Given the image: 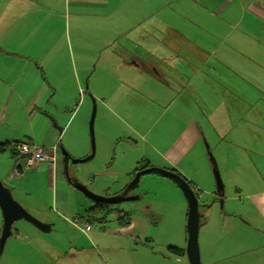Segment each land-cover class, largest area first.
Returning <instances> with one entry per match:
<instances>
[{"label":"crops","instance_id":"1","mask_svg":"<svg viewBox=\"0 0 264 264\" xmlns=\"http://www.w3.org/2000/svg\"><path fill=\"white\" fill-rule=\"evenodd\" d=\"M27 2L37 7L27 8ZM54 2L0 0V143L31 142L45 148L53 157V161L27 169L20 157L0 156V164L14 161L7 177L0 171V181L9 187L14 200L28 213L50 226L45 232L21 226L19 230L24 231L23 235L15 231L4 246L5 250L8 243L9 246L22 243L23 247L29 242L33 246L37 244L41 249L37 252L40 260L11 259L12 252L5 254L3 250L0 264H38V261L39 264H89L86 247L89 241L86 240L82 248L84 242L74 229L68 228L70 224L63 217L72 212L66 205L70 201L71 185L63 167L61 150L64 148L60 150L59 146L77 110V102L78 106H83L84 94L90 93L87 91L89 83L84 82L83 88L78 75L73 74L74 47L67 43L72 41L77 45L79 41L72 37L89 33L90 27L105 35L101 50L116 66L114 72H110L113 89L117 90V82L128 79L131 87L126 89L128 94L130 92L127 99L136 112L148 111L152 106L151 110L157 109V115L163 118L176 102L174 111L188 118L182 129L172 136L169 132L152 134L149 128L140 134L144 142L149 137L147 142L152 141L153 146L146 155L133 154L129 171L122 173L120 178L123 187L111 195L121 193L137 169L151 167L153 156L159 159L154 168L177 171L195 187L197 194L207 191L201 188L202 181L197 177L205 175L208 178L212 167L211 174L218 175L223 184L220 187L217 183L214 192V197L222 201V208L226 190L217 159L228 173L233 169L227 170L225 160L235 159L236 170L240 174L243 172L248 182L251 179L255 182L256 178L261 180V171L264 172V80L257 85L249 83L243 74L235 75L237 72L231 71L227 64L233 58L229 53L250 62L248 50L254 39L259 43L258 55L261 54L264 74V0H62L57 6ZM54 31L65 33L68 39L65 47L49 35ZM44 35H49L50 39L41 40ZM105 64L107 58L102 60L99 74L105 70L102 67ZM68 67L70 79H67ZM123 71L128 76L123 77ZM150 94L165 100L166 108H161L158 101L153 102ZM101 107L115 114L118 111L126 113L129 121L140 116L127 113L125 108L116 107L114 111L105 102ZM194 114L202 119L195 121ZM118 116L114 118L124 121ZM168 120L169 123L171 118ZM219 131H222L221 138ZM186 166L195 175L188 176ZM96 176L98 186L100 183L109 186L119 179L115 173L114 181L111 173H97ZM76 182L79 183L78 179ZM259 184L261 187V182ZM251 185L255 189L247 194L249 204L244 210V220L251 225L264 226V189ZM100 190L109 193L108 189ZM93 208L94 204L86 209V217ZM101 212L94 214L92 219ZM127 218L129 224L124 227L115 219L108 232L132 233L133 223L129 215ZM79 223L88 225L83 219ZM56 225L62 229L53 232ZM91 231L90 228L82 233L87 236ZM176 249L182 250L185 256L182 247Z\"/></svg>","mask_w":264,"mask_h":264},{"label":"rangeland","instance_id":"2","mask_svg":"<svg viewBox=\"0 0 264 264\" xmlns=\"http://www.w3.org/2000/svg\"><path fill=\"white\" fill-rule=\"evenodd\" d=\"M55 1L54 3L57 4L54 5L57 6L62 0ZM26 6L27 8L29 6L37 7L35 4L28 2ZM73 34L76 35L75 33ZM49 35L54 36L58 43H62L65 47L64 43L68 41L65 33L63 35V32L58 34L54 31ZM49 35L42 36L41 40H49ZM1 39L0 36V41ZM72 39L79 41L75 46L72 41L67 43V46L74 47L71 65L73 74L78 75L83 88H85L84 82L89 83V90L87 91L90 93L84 94L83 106L82 104L78 106L77 102L75 108L77 110L68 123V129L63 136L59 149L64 148L73 160H82L89 156L91 149L89 120L93 107H95L93 120L94 157L85 163L72 164L70 162L67 170L71 182L78 179L79 183L86 186L96 195H111V193L114 194L115 191L123 187V184H121L123 180L121 181L120 178H122V173L129 171L127 169L131 167L133 154L136 156L146 155V151H150L151 146H153L152 141L147 142L149 137L144 142V138H140V134H143L148 128L152 134L156 135L168 132L170 135L177 134L182 129L184 121L188 118L174 111L176 102L173 104V109H170L168 113L166 112L167 116L163 118L157 115V109L155 111L154 109L151 110L152 106L149 107L150 110L148 111L136 112L127 99L130 94L126 90L130 86L128 79L123 81V83L117 82V90L113 89V79L110 78V75H112L110 72H114L116 66L110 57H106L101 50V42L104 41L105 35H101V32H94L93 27H90L89 33H80V35L73 36ZM251 40L252 44L248 50L251 56L250 62H247L244 58L235 57L234 53H229L233 58L229 61L227 67L231 71L237 72L235 75L241 76L243 74L249 83L253 82L257 85L264 80V74L261 71V54L258 55L259 43L257 44L254 39ZM104 58H107V64L102 66L105 70H103L102 74H99ZM184 69L187 71L191 70L189 67ZM223 69L226 70L225 68ZM70 76L71 70L68 67L67 79H70ZM125 76H128V74L125 75L123 71V77ZM68 85L69 81H67ZM258 89L261 90V87ZM68 91L71 90L69 89ZM153 91L156 94V90ZM113 92L115 93L114 96L110 97ZM223 92L224 90L222 89ZM150 96L153 102L158 101L160 102L158 105L161 108H166L165 100L160 97L156 99L153 94H150ZM233 99L235 104L238 105L236 98L234 97ZM230 100L228 98V102ZM103 102L110 105L114 111H116V107L125 108L127 113L134 112L140 116L137 120L134 119L133 122L129 121L130 119L126 117V113L122 114L118 111L117 114L124 119V121H118L116 117L119 116L115 112L105 111L101 107ZM241 110L242 112L245 111V109ZM77 111H79L78 114ZM194 116L195 121H197V118L199 120L202 119L199 114H194ZM168 118H171L169 123ZM220 132L222 131H219V134ZM225 146L229 147L228 144H225ZM10 154L9 149L5 153V158L8 155L10 156ZM217 160L226 190L222 199L223 208L222 201L214 197L217 182L214 179L215 176L213 177V174H211L212 167L208 171V178L205 175L197 177L199 182L202 181V184H200L201 188L209 191H200L197 194L199 203L198 250L200 262L201 264H264V226L251 225L244 220V210L249 204L247 194L255 189L251 188L253 187L251 184L255 185L257 189H264V173L261 174V180L256 178L255 183L251 179L250 183L243 172L240 174L236 170L237 162L235 159L225 160L227 170L233 169L231 173H228L220 165L221 161L219 159ZM158 162L159 159L153 156L150 162L151 167L148 168H154L153 165L158 164ZM13 163L14 161H9V163L7 161L4 164H0V171L5 173L6 177ZM179 167L184 168V165ZM103 172L111 173L112 181H114L113 173L117 174L119 179L116 182H110L109 186H104L101 183L98 186L96 175L97 173L101 175ZM185 172L188 176L195 175L190 172L188 166H186ZM260 182L261 187H259ZM5 187L9 189L8 186ZM100 189H108L109 193L102 192ZM133 191H136V193L129 191L130 195L139 196V199L111 206V208L128 213L127 215H129L133 223L132 233L120 235L121 233L111 232V230L108 232L111 226L114 225L116 218L114 211L108 214L101 212L94 219L88 220L85 216V211L94 202L86 199L80 192L70 186V201L66 205L72 209V212L65 213L63 217L70 224L68 228L74 229L82 242H84L83 246H81L82 248H85V241H89L88 246H86L89 252V264H188L186 255L177 257L168 251V247H182L184 250L186 247L187 203L177 182L157 173L146 174L141 177L138 187ZM75 217L87 221L92 229L88 233V237L79 230L83 225L77 223L78 228H75L72 222ZM1 226L2 216L0 213V231ZM21 226L32 228L30 224L24 221H17L12 227L13 233L17 231V233L23 235L24 231L19 230ZM60 229L62 227L56 225L53 232L60 231ZM69 231L72 232L70 229ZM22 239L24 240L25 238ZM28 242L24 241L23 243L28 244ZM8 246L9 243L6 244L5 250L4 248L3 250L5 254L9 251L12 252L10 255L11 259L29 262L34 261L35 258L40 260L37 252H41V249L37 244L33 246L29 242V245L23 247L22 243L16 242L11 243L9 248ZM215 260L218 262H215ZM39 263L40 261H38Z\"/></svg>","mask_w":264,"mask_h":264},{"label":"water","instance_id":"3","mask_svg":"<svg viewBox=\"0 0 264 264\" xmlns=\"http://www.w3.org/2000/svg\"><path fill=\"white\" fill-rule=\"evenodd\" d=\"M95 114V107H93L90 120H89V133L91 136V149L88 157L82 160H73L67 151L61 150V155L64 161V172L66 178L70 185L80 192L86 199L94 202V205H102L109 207V210L112 209V205H117L123 202L136 201L139 199V196H131L130 192L136 193L133 191L138 187L139 181L143 175L157 173L162 175L163 177L172 179L177 182L178 187L183 193V196L187 203V218H186V247H185V255L188 261V264H201L199 250H198V230H199V213H198V199L188 184L180 178L176 173L163 168H146L143 170H139L133 176L132 180L128 183L126 188L119 194L111 195V196H103L96 195L88 189L86 186L81 183L71 182V178L68 175V166L71 162L72 164L77 163H85L88 160L94 157V141H93V120ZM215 180L219 184L220 187H223V184L218 175L215 176ZM130 191V192H129ZM106 214L107 211H103ZM109 212V211H108ZM0 213L2 216V226L0 231V254L3 251L6 241L13 235L12 227L17 221H24L30 224L32 227L36 228L41 232H45L50 229V226L42 223L30 213H28L11 195L10 189L5 187V185L0 181ZM79 219V218H74ZM73 219V220H74Z\"/></svg>","mask_w":264,"mask_h":264},{"label":"trees","instance_id":"4","mask_svg":"<svg viewBox=\"0 0 264 264\" xmlns=\"http://www.w3.org/2000/svg\"><path fill=\"white\" fill-rule=\"evenodd\" d=\"M18 142H15V143H0V156L1 155H4L9 149H10V153L11 155L16 158V157H20L23 162H24V167L26 168L25 166V159L24 157L17 151L16 149V144ZM23 143H27V144H33L31 142H23ZM39 165V164H38ZM37 167V165L35 166ZM34 167V168H35ZM27 169H31V168H27ZM144 169V168H143ZM142 169V170H143ZM170 171L176 173L177 175L180 176V178L182 180H184L188 186L191 188V190L194 192V194L197 196V193H196V189L195 187L190 183L188 182L183 176H181L177 171L173 170V169H169ZM138 169L135 171L137 172ZM134 172V174H135ZM134 176V175H133ZM70 184V183H69ZM103 209V211H109V207L107 206H102V205H97L96 208L94 209H91L90 210V214L87 215L88 219H92L93 215L98 213L99 211H101ZM116 215V223L120 226V227H124V225H128L129 224V219L127 218V215L123 214L122 212H117L115 213ZM96 216V215H95ZM79 220V219H78ZM85 226V225H84ZM168 251L170 253H172L173 255L177 256V257H181L184 255V252L182 250H179V249H176V248H169Z\"/></svg>","mask_w":264,"mask_h":264},{"label":"built area","instance_id":"5","mask_svg":"<svg viewBox=\"0 0 264 264\" xmlns=\"http://www.w3.org/2000/svg\"><path fill=\"white\" fill-rule=\"evenodd\" d=\"M16 149L24 157L26 168H34L38 164H42L48 161H53V157L49 156L45 148L37 146L35 144L18 142L16 144ZM78 221H79L78 219H74L72 221L75 228H78L77 226V223H79ZM79 230L81 232L86 233L90 230V226L85 225L82 228H79Z\"/></svg>","mask_w":264,"mask_h":264},{"label":"flooded vegetation","instance_id":"6","mask_svg":"<svg viewBox=\"0 0 264 264\" xmlns=\"http://www.w3.org/2000/svg\"><path fill=\"white\" fill-rule=\"evenodd\" d=\"M168 170H169V169H168ZM138 171H139V170H138ZM262 173H264V172H263V171H261V174H262ZM135 174H136V172H135ZM135 174H134V175H135ZM131 180H132V179H131ZM97 205H99V204H97ZM97 205H94V208H96V207H97ZM94 208H93V209H94ZM113 209H114V208H113ZM113 209H110V210H109V212L113 211ZM115 210H116V209H115ZM104 211H105V210H104ZM109 212L107 211V213H109ZM117 212H119V211H117V210H116V211H114V213H117ZM86 218H88V217H86ZM79 220H81V218H79ZM88 220H89V219H88ZM181 257H182V256H181Z\"/></svg>","mask_w":264,"mask_h":264}]
</instances>
